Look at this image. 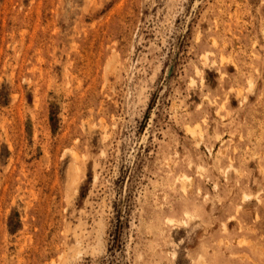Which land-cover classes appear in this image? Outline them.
<instances>
[{
  "label": "rangeland",
  "instance_id": "1",
  "mask_svg": "<svg viewBox=\"0 0 264 264\" xmlns=\"http://www.w3.org/2000/svg\"><path fill=\"white\" fill-rule=\"evenodd\" d=\"M0 264H264V0H0Z\"/></svg>",
  "mask_w": 264,
  "mask_h": 264
},
{
  "label": "bare ground",
  "instance_id": "2",
  "mask_svg": "<svg viewBox=\"0 0 264 264\" xmlns=\"http://www.w3.org/2000/svg\"><path fill=\"white\" fill-rule=\"evenodd\" d=\"M226 59V58H225ZM225 61V60H224ZM250 91V90H249ZM183 179V178H182ZM192 179V178H191ZM188 180H189V178H188ZM190 181V180H189ZM185 188V187H184ZM186 189V188H185ZM186 215H187V213H186ZM194 218V217H193ZM171 221V220H170ZM173 222V221H172ZM174 224V223H173ZM203 260H204V258H203Z\"/></svg>",
  "mask_w": 264,
  "mask_h": 264
}]
</instances>
